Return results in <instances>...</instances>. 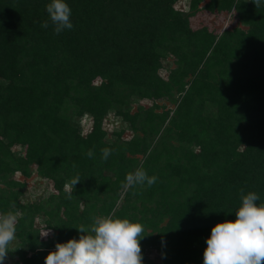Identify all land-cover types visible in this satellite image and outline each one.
<instances>
[{
	"label": "trees",
	"instance_id": "16d2710c",
	"mask_svg": "<svg viewBox=\"0 0 264 264\" xmlns=\"http://www.w3.org/2000/svg\"><path fill=\"white\" fill-rule=\"evenodd\" d=\"M180 1L65 0L73 28L57 35L41 27L51 0H0V214H18L22 242L5 264H45L58 242L79 239L76 228L110 214L143 225V264H203L212 228L236 219L241 190L264 203V0H186L187 10ZM233 10L238 24L223 33L193 24ZM112 113L135 130L131 141L104 130ZM33 166L59 195L22 201L16 176L30 178ZM137 168L156 183L125 190ZM42 215L49 241L34 227Z\"/></svg>",
	"mask_w": 264,
	"mask_h": 264
},
{
	"label": "clouds",
	"instance_id": "9594fccd",
	"mask_svg": "<svg viewBox=\"0 0 264 264\" xmlns=\"http://www.w3.org/2000/svg\"><path fill=\"white\" fill-rule=\"evenodd\" d=\"M256 8L261 0H252ZM49 20L41 23L42 28L51 24L55 34L71 30V8L65 0H51L46 5ZM112 149H101L102 159L106 161ZM88 157L93 156L91 150ZM156 176H148L143 168L126 174L122 187L135 188L137 185L151 187ZM80 182L75 177L65 185L67 198L72 197V187ZM135 194V193H133ZM242 204L235 212L234 221L217 223L206 240L203 264H264V203L255 192L244 195L241 190ZM18 214H0V264H5L9 245L15 239ZM89 226L80 225L79 239L57 243L55 250L45 257V264H143L141 240L144 227L139 222L117 218L114 215L93 217ZM50 231V230H49ZM49 231L41 234L47 236Z\"/></svg>",
	"mask_w": 264,
	"mask_h": 264
},
{
	"label": "rangeland",
	"instance_id": "374dc122",
	"mask_svg": "<svg viewBox=\"0 0 264 264\" xmlns=\"http://www.w3.org/2000/svg\"><path fill=\"white\" fill-rule=\"evenodd\" d=\"M187 4L188 2L186 0H181L178 3V8L187 10L188 9ZM235 13H236L235 10H233L230 13L224 12V13H216L213 15L207 12H204L200 14V16L197 17L195 20H193V24L195 26H197L199 23L201 25L209 24L211 28H214L216 32L218 31L220 33H223L227 28H232L236 26V24H238L237 19L235 17ZM238 26L248 29V27H245L242 24H239ZM175 67H176V64L175 62H173V58H169L167 59L163 69L161 70V74L166 78L169 71ZM97 82L100 83V79H98ZM138 103L139 102H136V104L134 105L133 111L136 110ZM142 103L147 106L152 104L151 101L150 102L145 101ZM160 104L161 106H164L165 109H171V110L174 109V104H170L165 101L160 102ZM158 111L162 112V109H159ZM92 125H93L92 119L89 116H85L80 119V126L82 130V134L84 136H86L91 131ZM104 130L109 134L110 138L118 137L121 141H126V142L131 141L133 137L135 136V132H134L135 130L131 127L130 123L124 122L121 118L116 117L114 113L110 114L107 117L104 123ZM13 151L15 154L19 156L26 154V148L24 147L16 146L14 147ZM36 169H37V166L32 167L33 173L30 178H27L25 175L21 173H19L16 176L17 180L23 181L27 185V187L24 190H22L23 191L22 201L27 204L35 203L39 200L43 201V200L49 199L53 195H59V190L55 188L53 182L46 178L41 177L37 173ZM123 200H124V197L121 198V201L119 203H122ZM55 205H56V202L54 201L51 207H55ZM46 208L48 209L49 206H47ZM47 219L48 217H46L45 215H42L34 221L35 222L34 227L40 230V234L50 230L49 234L46 237L40 235L41 240H44V241H49L53 237V230L48 228L46 225ZM21 243L22 242L19 239V237L15 235L14 241L11 242V244L9 245V250L12 252L16 251L18 248H20V246H22ZM148 253L150 254V256H153V257L157 256V251L155 249H149ZM16 259L17 258L13 256H8L9 261H15Z\"/></svg>",
	"mask_w": 264,
	"mask_h": 264
}]
</instances>
